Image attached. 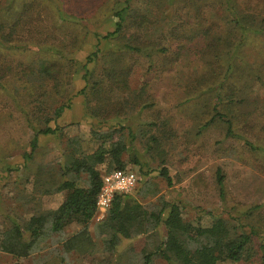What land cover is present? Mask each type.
I'll return each instance as SVG.
<instances>
[{
    "label": "rangeland",
    "instance_id": "obj_1",
    "mask_svg": "<svg viewBox=\"0 0 264 264\" xmlns=\"http://www.w3.org/2000/svg\"><path fill=\"white\" fill-rule=\"evenodd\" d=\"M169 1L173 0H0V230L61 204L63 195L54 190L63 179L67 134L81 136L85 152L96 149L97 140L90 135L96 120L86 115L84 96L76 95L73 107L57 119L60 125L76 124L64 129L67 134L41 135L34 158L27 161L22 156L34 137L33 126L44 125L55 107L84 84L77 75L74 81L75 69L66 63L69 57L85 63L97 38L115 29V10L127 5L143 12L152 8L145 13L148 26L139 32L148 44L168 48L153 61L152 57L137 62L129 59L133 68L128 82L140 92L137 98H115L113 108L105 101L102 104L96 94L88 96L97 120L114 116L102 115L108 108L121 115L120 121L110 119L102 130L117 123L124 128L115 133L116 139L120 132L128 139L135 135V145L123 156L125 169L135 171L139 178L129 194L147 203L175 201L185 219L202 225L211 224L228 206L240 210L255 203L264 205V32H250L248 58L235 82L222 85L223 80L212 75L216 70L221 76L223 63L218 55L224 50L214 36L237 35L232 30L237 28V19L264 28V0H174L173 5ZM58 8L65 13V22ZM164 13L169 16L165 20ZM66 14L82 19L80 26L72 24ZM190 31L194 32L189 37L176 39ZM190 43L192 48L184 55L182 47ZM109 44L115 45L109 40L100 46L104 50ZM238 50V46L233 48L231 56ZM99 57L88 65L93 73L90 81L105 79V57L101 53ZM143 103L149 106L141 110ZM216 111L227 113L236 135H245L259 148L252 150L239 136H228L225 119ZM164 166L174 180L171 185L160 174ZM99 169L103 176L110 173L107 163ZM219 172L224 177L225 203ZM144 190L149 191L145 200L141 199ZM103 218L96 215L89 224L94 241L102 242L96 229ZM82 227L74 222L64 236L50 232L41 249L27 257L0 251V264H35L45 259L57 264H124L130 245L138 251L147 245L140 238L121 242L114 253L97 247L87 253L65 252L62 237ZM260 257L261 253L253 261L221 264H260ZM155 264L165 263L156 260Z\"/></svg>",
    "mask_w": 264,
    "mask_h": 264
},
{
    "label": "trees",
    "instance_id": "obj_2",
    "mask_svg": "<svg viewBox=\"0 0 264 264\" xmlns=\"http://www.w3.org/2000/svg\"><path fill=\"white\" fill-rule=\"evenodd\" d=\"M173 1H169V5H173ZM157 6L160 10L161 6L158 4ZM149 10L152 8H147L143 12L137 7L132 9L131 5L115 10V29L97 38L95 49L88 51L85 57L86 62H81L74 55L69 57L68 61H70L66 63L72 67V70L75 69L73 79L77 75L79 82L84 84L77 93H70L59 106L55 107L53 116L49 117L44 125L33 126L34 137L30 141L29 149L22 156L27 161L34 158L36 151L40 148L41 135H54L58 132L67 134L64 129L76 124L71 122L60 125L57 121L65 110L73 107L72 102L76 95L84 96L86 115L96 120L90 127V135L97 140V147L92 152H85L82 147V137L67 134V147L61 165L63 179L54 190L63 195L61 204L56 209L33 215L23 223L14 221L11 226L0 230V251L18 258L30 256L41 249V243L46 240L50 232L64 236L66 228L78 222L83 224L78 232L68 238L62 237L64 239L62 247L65 252L87 253L95 251L97 247L114 253L121 242L126 240L127 243H131L134 239L144 238L147 245L142 250L138 251L134 245L126 249L128 254L124 264H155L156 260H161L165 264L244 263L253 261L259 253L261 257L258 262L264 264V205L261 203L251 204L247 209H240L241 211L235 205L228 206L229 208L224 209L225 212L214 216L211 224L202 225L185 219L181 205L175 201L162 199L158 203H147L129 193H116L105 217L97 224L96 231L98 237L103 236L102 242L92 239L89 224L97 215V196L103 186L104 173L99 169V165L107 163V172L125 169L123 156L125 152H128L129 146L135 145L133 144L135 135L132 134V138L128 139L120 132L116 139L115 133L119 132L123 125L117 123L108 130H102L101 127L106 126L110 119L120 121L121 115L108 108V111L102 115L114 114V116L100 117L97 120V112L91 109L88 96L96 94L102 104L105 101L107 105L114 108L115 98L128 96L137 98L140 95V92L131 89L130 81L128 82L129 71L133 68L128 64L129 59L137 62L139 59L152 57L150 61H153L154 56H159L161 51L168 49L148 44L149 40L144 39V35L139 32L141 27L148 26L145 13ZM58 11L63 22L68 20L64 17L63 10L58 8ZM155 12L160 14V11ZM68 17L72 18V24L76 26H80V22L83 21L76 16ZM161 17L165 20L169 16L164 13ZM235 22L237 28L232 30L237 32V35L214 36L217 38L215 40L222 41L224 50L218 55L223 63L220 70L221 76L216 70L212 71V75L220 77L221 79L218 80H223L222 85L226 81L235 82L233 78L243 72L242 62L248 58L246 50H248L250 32H264L262 24V26H254L253 23L249 24L243 19H237ZM134 28L137 30L134 31ZM193 32H186L176 39L179 41L189 37ZM109 40H112L115 45L109 44V47L103 50L100 43L106 41L108 44ZM191 44L182 47L184 55L192 48ZM236 46L239 50L231 56V51ZM100 53L105 57L106 70L103 74L105 79L90 81L93 73L88 65L100 58ZM79 72V75L76 74ZM74 81L76 82L75 79ZM218 91L223 93L222 89ZM147 106L149 104L143 103L140 109L143 110ZM216 113L225 119L227 135L239 136L234 132V122L227 113L222 111H216ZM239 137L244 139L246 145H249L252 150L259 148L252 141L247 140L245 135ZM154 140L157 141V138L154 137ZM8 170L11 171L12 168ZM160 174L167 179L169 185L173 184L174 180L166 166L162 167ZM217 180L220 185L221 199L225 203L224 177L220 172ZM80 182H84V185ZM148 196L149 191H142L141 199L145 200ZM156 236L158 238L154 239ZM62 260L64 261L63 256ZM35 264H57V262L45 259Z\"/></svg>",
    "mask_w": 264,
    "mask_h": 264
},
{
    "label": "built area",
    "instance_id": "obj_3",
    "mask_svg": "<svg viewBox=\"0 0 264 264\" xmlns=\"http://www.w3.org/2000/svg\"><path fill=\"white\" fill-rule=\"evenodd\" d=\"M138 179V174L131 169H116L103 176V186L97 196V217H105L116 193H131Z\"/></svg>",
    "mask_w": 264,
    "mask_h": 264
}]
</instances>
